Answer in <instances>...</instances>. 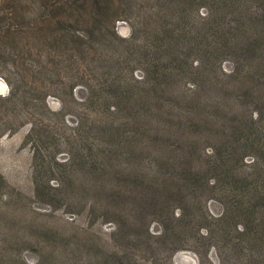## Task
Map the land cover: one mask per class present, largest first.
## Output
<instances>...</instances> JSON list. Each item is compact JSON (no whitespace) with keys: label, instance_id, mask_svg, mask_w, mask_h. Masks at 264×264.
I'll return each instance as SVG.
<instances>
[{"label":"rangeland","instance_id":"obj_1","mask_svg":"<svg viewBox=\"0 0 264 264\" xmlns=\"http://www.w3.org/2000/svg\"><path fill=\"white\" fill-rule=\"evenodd\" d=\"M66 1L6 3L0 264H264V0L226 6L234 28L201 40L206 56L186 51L107 88L114 110L89 102L107 67L95 54L119 55L112 31L128 37L142 12L158 17L157 2L112 0L104 14L95 0ZM36 154L50 165L37 186Z\"/></svg>","mask_w":264,"mask_h":264},{"label":"trees","instance_id":"obj_2","mask_svg":"<svg viewBox=\"0 0 264 264\" xmlns=\"http://www.w3.org/2000/svg\"><path fill=\"white\" fill-rule=\"evenodd\" d=\"M2 1L3 3L0 4V40L6 38L7 36L12 37L13 34L12 28H10L11 26L8 23V19L4 16L9 8V4H6L9 0ZM79 1L80 0H68L65 3L70 6L71 4L74 5ZM151 1L157 2L158 6H165L167 8L164 9L156 6L154 13L158 17L151 20V22L149 18L144 15H147V12H142L140 18L137 17V20H134L131 24V33L126 38H118V36H116V34L112 31V35L119 39L123 44V49L119 52V55L104 54V56H102V54H95L106 62L107 67L102 71L98 70L95 78L89 86L90 92L88 94V99L93 107L99 108L107 104L105 107L107 110H114L115 105L113 103H109L110 95H108V92H105V90L109 87H119L122 82V77L127 75L132 77V73L135 69H137V67L144 68L148 73H151L154 66L163 62H168V64L175 63L184 55L186 51L193 50L197 53H201L202 57L206 56L208 51L202 48L204 45L202 44V41H205L206 47H211L216 43V41L218 42L220 37L224 38L226 34L234 28L231 26L230 22H224L222 11L226 10V6L236 7L240 3L246 2L247 0ZM144 2L149 1L137 0V3L141 6V8V4ZM94 3L95 6H97V10L103 8L104 14L110 13V10L114 7L112 0H105L102 6L99 0H95ZM202 8H207L205 9L204 14L200 12V9ZM240 9V6L233 9V15L239 18L242 13L240 12ZM192 17H194V22L199 24V28H192L193 24L186 21V19L192 20ZM125 19L128 20V18ZM262 23L261 27L264 25V22ZM236 30H238V28H236ZM141 33H144V36L142 39L138 40V36ZM230 36L232 37V35ZM214 37H216V40ZM0 43L3 44V42ZM231 43H235L234 39L229 41L228 49L231 48V45H233ZM62 44H65L64 41H62ZM96 47L99 48V46ZM95 52L100 51L95 49ZM81 53L86 54V52ZM135 55H137V57L133 59L132 57ZM154 55H157V57ZM38 58L40 59L39 55ZM194 61L197 60H193L191 67L194 63L195 66H198V62ZM46 64L47 63L42 64V62L40 64V61H38L34 67L36 73L41 75L44 72V74H46ZM132 80H134L133 77ZM79 85L83 84L80 82H74L71 85L70 90L72 91L74 87ZM248 140H250V137H248ZM35 143H37V141H32L34 149ZM253 145L255 146L256 144L254 143ZM34 160V183L37 186L39 184L42 171L46 167L50 168V165L45 167L44 163L38 164L37 154L36 157L34 156ZM48 171L49 169L47 172ZM250 184L251 183L243 181L242 186L247 189ZM254 198L257 197H253L251 200H248V203H252L251 201H253ZM261 200L264 201V196H261ZM255 204L252 203L250 206L254 208ZM228 205L230 207L233 206L234 209L239 208L238 204H234L231 201L228 202ZM231 211H234L233 208H230V211L228 212Z\"/></svg>","mask_w":264,"mask_h":264}]
</instances>
